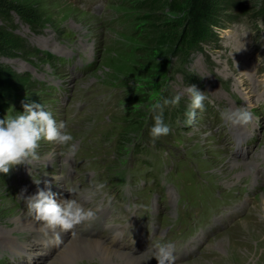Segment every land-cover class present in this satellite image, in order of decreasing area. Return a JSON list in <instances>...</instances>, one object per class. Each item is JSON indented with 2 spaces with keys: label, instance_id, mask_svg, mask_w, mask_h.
I'll use <instances>...</instances> for the list:
<instances>
[{
  "label": "rangeland",
  "instance_id": "rangeland-1",
  "mask_svg": "<svg viewBox=\"0 0 264 264\" xmlns=\"http://www.w3.org/2000/svg\"><path fill=\"white\" fill-rule=\"evenodd\" d=\"M8 1L12 7L39 22V28L34 30L16 11H12L8 24L15 35L26 39L31 48L74 58L72 62H64L60 58L51 60L47 56L24 55L21 51L0 54V65L13 69L17 75L29 74L31 78L26 88L10 93L7 98L11 104L10 113L22 112L23 103L35 101L44 104L57 121L64 120L73 125L70 131L78 143L76 155L80 151L82 157L78 172L74 173L77 171L75 167L65 166L60 157V146L41 140L36 150L40 159L26 164L25 169L17 171L11 168L9 171L18 177L20 184L11 185L6 174L0 173V258L8 253L2 241L12 234V229L17 230L13 234L18 236L20 231L34 228L33 225L20 231L17 228L33 215L28 213L25 198L16 197V192L37 188L34 180L40 178V187H43L44 179L51 177L55 181L54 192L65 191V182L68 186L84 187L95 184L96 180L103 183L107 180L112 193L119 199L118 206L123 214L128 215L127 207L131 200L140 205L143 216L162 222L158 241L169 238L166 236L171 224L176 222L179 195L171 182L175 181L176 188L193 199L194 209L212 202L207 211L208 217L203 219L207 222H194V228L181 235L182 240L187 236L194 239L199 231H205L208 237L206 245L194 258L181 264H248L252 261L253 264H264L262 186L247 205L250 213H245V217L243 212L237 213L234 217L235 227L231 231L225 226L215 230L214 224L222 215L224 206L234 209L245 202L253 164L257 166L256 161L261 157L257 151L259 140L253 151L250 150L253 152L250 158L235 156L236 144L229 134L237 130L227 131V123L222 120L220 111L225 107H246L253 113V119L247 124L231 126H242L244 132L253 136L257 122L263 125L260 139L264 142V16L257 14L261 13L264 0H258L253 10H245L241 4L224 9L218 25L214 27V37L209 42H203L188 56L180 49L177 56H170V63L168 57L161 64L155 62V58L165 52L151 54L148 49L153 45L156 34L152 21L143 25L145 18L151 14L148 5L151 0ZM178 1L184 5L185 0ZM215 1L221 3L222 0ZM243 2L249 4L246 0ZM166 8L165 12H168ZM97 9L101 10L100 13L94 12ZM183 13L172 14L168 18L176 20L182 18ZM94 59L97 63L90 71L84 74L76 72L79 61L91 62ZM38 80L46 83L59 80L63 84L60 87L62 91L52 96L45 86L38 84ZM189 84L206 92L207 97L204 109H197L196 117L190 124L186 122L185 115L190 104ZM88 88L93 89L94 95L83 117L80 111L86 102L76 98L72 105L70 100L66 104L63 99H58V95H72L74 91L79 96ZM177 93L181 94L179 104L163 107L164 121L169 124L170 132L153 138L150 135V127L154 123L152 105L158 99ZM86 147L93 159L86 153ZM52 153H55V158L49 161V154ZM95 159H107L108 163L103 168L112 167L115 174L121 172L120 163L125 161L123 164H126L128 160L129 169L134 166L141 170L144 184L141 177L135 180L132 196L129 190L118 187L115 182L119 180L117 175L99 178L101 166L91 163ZM249 159L252 166L247 172L243 173V168L235 174L227 170L231 162L244 163ZM53 175L58 177L57 181ZM29 180L30 183L26 182ZM158 181L165 189L162 204ZM147 182L149 186L142 190ZM213 192L215 196L224 195L220 201L215 198L212 201ZM232 196L236 198L231 199ZM157 202L158 209L155 208ZM229 222L230 219L223 225ZM251 228L255 232L250 231ZM178 234L179 229L170 237L176 239ZM19 238L37 243L32 232H24ZM225 238L230 240L231 246L220 243ZM50 257L44 253L41 260L47 262L39 260L37 264L50 263ZM82 258L77 257L75 261L79 264H103L105 256L98 254L94 259ZM26 260L23 256L2 264H26Z\"/></svg>",
  "mask_w": 264,
  "mask_h": 264
},
{
  "label": "clouds",
  "instance_id": "clouds-1",
  "mask_svg": "<svg viewBox=\"0 0 264 264\" xmlns=\"http://www.w3.org/2000/svg\"><path fill=\"white\" fill-rule=\"evenodd\" d=\"M187 92L190 95V104L185 115L186 122L190 124L196 117L197 109H204V101L207 97L206 92L199 90L194 84H189ZM180 100L181 94L177 93L162 100L158 99L152 105L154 123L150 127V135L153 138L170 132L169 124L164 121L163 107L175 106ZM23 109L22 112L15 111L12 115L0 118V173H9L16 165H26L40 159L36 150L41 140L51 141L60 146V157L64 163L70 164L69 162L76 156L78 143L69 130L67 122L57 121L51 110L42 103L35 101L23 103ZM220 116L230 125L247 124L253 119V113L244 106L225 107L220 111ZM54 158L55 153L49 154V161ZM53 177L58 179L56 175ZM34 183L37 185V191L25 196L28 213L36 220L42 221V228L50 230L56 239L60 238L62 232L72 230L78 224L97 216L96 210L86 207L83 201L91 200L97 195L107 196V193L103 192L105 188L103 182H97L87 190L79 185L68 186L65 182L66 190L72 195L57 201V194L52 190L51 181L44 180L43 187H40L41 178L34 180ZM26 191V188L22 189L21 193ZM149 249L152 250V255L147 261L154 257L157 264H174L176 256L171 241H152L147 251Z\"/></svg>",
  "mask_w": 264,
  "mask_h": 264
},
{
  "label": "trees",
  "instance_id": "trees-1",
  "mask_svg": "<svg viewBox=\"0 0 264 264\" xmlns=\"http://www.w3.org/2000/svg\"><path fill=\"white\" fill-rule=\"evenodd\" d=\"M243 1L222 0L221 3H216L215 0H185L184 5H182L178 0H151L148 3L151 14L145 18L144 22L146 26L147 22L152 21L151 25L154 26L156 34L152 40L153 45L148 49L151 54L155 51L165 52L163 56L155 58V62L165 63L169 57L168 63H170V56H177L180 49L185 52L186 56L192 51L198 50L203 42L207 43L214 37V27L218 25L221 11L239 4L245 10H253L252 7L258 0H246L249 2L248 5ZM165 6H167L166 11L169 9L168 12H165ZM12 11H16L33 28L39 25L38 20L27 17L20 9L15 8V6L12 7L8 0H0V54L5 55L7 52L18 53L21 51L24 55L29 53V56L31 54L39 56L41 52L30 50L26 46V41L15 35L8 24L12 19L10 14ZM158 12H162V14H157ZM176 13H183L184 16L176 20L168 18L172 14L176 15ZM257 14H264V6L261 13ZM28 82V78L25 76L17 75L13 69L0 65L1 96L6 97L10 96V93L19 92L23 87L26 88ZM6 107V104L0 103V108Z\"/></svg>",
  "mask_w": 264,
  "mask_h": 264
},
{
  "label": "bare ground",
  "instance_id": "bare-ground-1",
  "mask_svg": "<svg viewBox=\"0 0 264 264\" xmlns=\"http://www.w3.org/2000/svg\"><path fill=\"white\" fill-rule=\"evenodd\" d=\"M251 166H252V161L250 159H249V161L244 162V163H240V162H237L236 161V162H231V165H227V170L229 171V173H234L235 171L240 170L241 168H243V173H245V172H247V170H249L251 168ZM236 174H241V173H236ZM47 180H49L52 183H54L53 182L54 179L51 178V177H48ZM51 186H52V190H53V185H51ZM0 187H1V184H0ZM262 199H263L262 200L263 201V208H262V210L264 212V195H262ZM28 225H33V227H37V228H38V226L39 227H42V224L39 223V221L36 220L33 216H30L29 218H26L25 219V222L19 228L20 229L21 228H26ZM31 229H33V228L25 229V230H22L20 232H28ZM251 230L254 231V229H252V228L250 229V231ZM39 241L40 242H44L46 240L45 239H42V240H39ZM7 243L12 246V249L15 252H17L19 254L20 253L28 254L29 261L31 263L33 262L34 256H36V254H30L28 252V247L30 246V244L19 242V237H17V236H15V237H13L11 239L8 238ZM220 243L221 244L222 243H226L228 246H231L230 240H228L226 238L225 239H222L220 241ZM77 246L92 247V249H90V252H89L90 255L95 254V250L99 251L100 252L99 255L105 256V258L102 259V263L103 264H140V260L141 259L139 257L134 256L131 252H128V251H124V252L118 251L117 249L113 248L111 245L106 244L105 242L93 241V240H88V239H85V238H78L77 236H72L71 238H69L66 241V248L58 254L59 256L57 255L58 258L57 259L56 258L53 259V257H50L49 260H48L50 263H47V264H62L65 260L70 263L71 260L73 259V256L77 253ZM44 248H50V249H53L55 251V249L57 248V243L54 242L51 245H48L47 247H44ZM230 249H232V248H230ZM227 253H229V252H227ZM232 254H235V253H232ZM54 255H55V253H54ZM87 257H85V258H87ZM29 261L26 260V264H29ZM193 261H195V259ZM76 262H77V260H76ZM253 263H254L253 261L251 263L248 262V264H253ZM33 264H37V262L36 263H33ZM210 264H214V262H210Z\"/></svg>",
  "mask_w": 264,
  "mask_h": 264
}]
</instances>
